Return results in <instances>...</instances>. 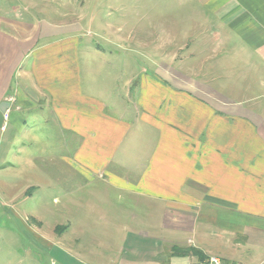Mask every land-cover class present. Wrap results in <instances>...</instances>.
I'll return each mask as SVG.
<instances>
[{"label":"crops","instance_id":"0c3cea01","mask_svg":"<svg viewBox=\"0 0 264 264\" xmlns=\"http://www.w3.org/2000/svg\"><path fill=\"white\" fill-rule=\"evenodd\" d=\"M180 2L184 21L165 25L162 42L128 31L124 63L142 48L167 53L148 55L147 73L126 75L111 98L86 83L91 44L80 31L42 40L38 25L0 12V106L9 113L0 128V191L7 171V187H20L25 206L41 201L44 185L61 183L69 188L64 199L78 208L92 205L93 190L113 198L96 199L115 205L105 226L125 232L105 264L200 261L178 248L264 264V0ZM123 201L127 214L117 206ZM62 253H55L62 264H91L81 253Z\"/></svg>","mask_w":264,"mask_h":264},{"label":"rangeland","instance_id":"374dc122","mask_svg":"<svg viewBox=\"0 0 264 264\" xmlns=\"http://www.w3.org/2000/svg\"><path fill=\"white\" fill-rule=\"evenodd\" d=\"M180 4V0H0V12L7 13L10 19L38 25L43 30L42 40L48 35L61 39L68 35L64 32L80 31L82 38L91 44V52L88 55L91 64H88L86 58L83 60L87 72L86 83L88 84V80L91 81L94 91L98 89L96 87H100L107 91V96L111 98L124 88L127 78L131 77L134 71L137 72L138 79L147 73L150 68L148 55L161 60L164 53H167L163 47L153 50L142 48L139 54L131 53L129 57L135 56L136 59H130L125 64L123 59L127 57V51L120 47L121 44L127 45L125 37L128 31L137 28V36L141 42H151V39L162 42L165 34L161 31L165 25L170 28V24L176 26V23L184 21L181 15L186 14V9L181 8ZM202 20L205 24L211 25L210 22H206L208 19ZM188 24L189 27L192 26L191 23ZM119 27L125 31L123 34L116 33ZM112 53L114 57H111ZM106 58L112 60L114 66H107ZM196 60L190 59L192 62ZM231 68L233 67L228 68L227 75L234 74ZM130 69L133 70L129 71ZM241 78H246V74L235 81H240ZM105 82L108 88H104ZM258 93L255 92L256 95ZM259 99L264 101V98ZM255 102L258 103L259 100ZM72 145L70 143V152ZM64 151L67 153L68 148L61 145V152ZM66 162L60 159L61 169L68 168ZM53 169L55 171L56 168ZM43 171L46 172L45 169ZM3 175L6 185L0 191V201H4L3 204L0 203V264H62L55 254H63L62 250L67 253H81L91 264H105L106 259L119 252V245L125 232L107 221L105 226L104 215H107V212L111 213L109 209L114 204L107 208L101 207L98 200L103 202L113 199L101 190H93L95 199L93 198L91 206L85 207L79 202L78 208L71 201H66L67 198L64 199L68 196L67 184L61 183L59 187L44 185L41 201L33 200L31 204L25 206L27 202L20 198L22 197L20 187L8 188L7 171H4ZM63 177L65 176H61L60 180L66 181L67 178ZM44 179L46 182L49 180L48 177ZM13 197L15 199L8 204V200ZM54 197L61 201H55ZM119 203L118 209L127 214L129 211L127 203L124 201L121 205ZM27 213L41 221L42 225L34 218H30ZM34 227L38 228V234L43 237L42 239L33 234L30 228ZM113 233L116 237H112ZM102 254L104 256H101Z\"/></svg>","mask_w":264,"mask_h":264},{"label":"built area","instance_id":"2783aa9c","mask_svg":"<svg viewBox=\"0 0 264 264\" xmlns=\"http://www.w3.org/2000/svg\"><path fill=\"white\" fill-rule=\"evenodd\" d=\"M8 119H9V113L7 109L6 112L4 113V122L1 127L2 129L6 127ZM196 264H236V263L225 261L219 256H210L208 259L204 261H198ZM237 264H242V263H237Z\"/></svg>","mask_w":264,"mask_h":264},{"label":"trees","instance_id":"16d2710c","mask_svg":"<svg viewBox=\"0 0 264 264\" xmlns=\"http://www.w3.org/2000/svg\"><path fill=\"white\" fill-rule=\"evenodd\" d=\"M176 251V250H175ZM176 254H180V255H194V256H198L200 261H204L206 259H208L209 257H204L202 255V253L195 248H184V249H180L178 248Z\"/></svg>","mask_w":264,"mask_h":264},{"label":"water","instance_id":"95a60500","mask_svg":"<svg viewBox=\"0 0 264 264\" xmlns=\"http://www.w3.org/2000/svg\"><path fill=\"white\" fill-rule=\"evenodd\" d=\"M6 110V107L0 106V128L2 127L4 122V113L6 112Z\"/></svg>","mask_w":264,"mask_h":264}]
</instances>
